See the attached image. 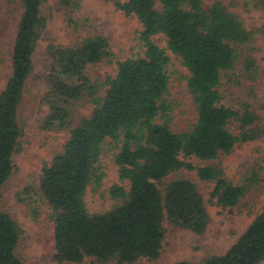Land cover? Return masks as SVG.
<instances>
[{
    "label": "trees",
    "instance_id": "16d2710c",
    "mask_svg": "<svg viewBox=\"0 0 264 264\" xmlns=\"http://www.w3.org/2000/svg\"><path fill=\"white\" fill-rule=\"evenodd\" d=\"M21 13L11 54L12 73L0 92V190L13 173L12 157L21 149L23 130L19 110L26 80L33 70L32 54L47 23L45 0H17ZM141 25L137 40L141 52L115 58L104 35L85 32L86 19L76 16L81 0H58L67 10L66 27L72 41L50 45L48 107L45 129H61L67 139L60 151L44 162L38 191L48 206L53 226L54 259L81 263L134 264L157 260L166 237V224L203 233L209 217L203 198L189 179L166 178L180 169L193 170L213 184L210 202L222 208L240 202L261 178L257 171L240 183L229 180L217 161L242 144L264 136L262 118L248 101L227 104L222 77L240 83L235 73L253 72L250 55L253 33L219 0H102ZM86 34H83L84 32ZM187 69L186 87L196 113L187 129L171 128L169 56L154 36ZM106 62L114 73L102 79L88 75V67ZM252 70V71H251ZM85 99L89 115L70 119V105ZM119 179L128 182L109 190L112 205L104 211L88 209V188L97 189L102 174L99 161L106 149ZM192 157L207 161L193 166ZM23 229L0 209V264H24L17 253ZM264 260V206L237 240L221 254L198 262L171 264H258Z\"/></svg>",
    "mask_w": 264,
    "mask_h": 264
},
{
    "label": "rangeland",
    "instance_id": "374dc122",
    "mask_svg": "<svg viewBox=\"0 0 264 264\" xmlns=\"http://www.w3.org/2000/svg\"><path fill=\"white\" fill-rule=\"evenodd\" d=\"M213 1L203 0L205 5ZM219 1L229 12L239 17L254 37L250 55L255 60V68L253 72L242 73L239 71L242 67H237L235 73L240 78L239 84L232 83L227 76L222 77L225 101L234 107L240 101L250 102L261 116L264 126V0ZM43 10L47 23L32 54L33 70L26 80L19 110V123L23 130L21 149L13 155V173L0 190V209L9 212L23 229L17 253L24 264H113L98 263L91 258L81 263H59L53 257V226L47 219L48 206L38 191V175L43 163L49 162L53 154L61 150L67 132L43 127L44 118L48 114L43 97L48 89L47 76L51 65L48 47L68 45L72 36L66 27L68 12L58 4V0H45ZM20 13L17 0H0V92L12 73L11 54ZM76 16L86 19L85 32L99 33L107 38L115 58L125 59L141 52L137 40L141 25L135 17L124 15L102 0H81ZM154 40L166 49L169 56V98L174 105L171 128L175 131L185 130L196 118L194 103L186 87L188 71L180 59L166 48L162 36H154ZM114 68V64L102 62L91 65L87 71L93 79H102L106 73L113 74ZM91 109L92 105L85 99L73 102L70 105V119L76 121L80 116H87ZM114 150L106 149L100 158V185L97 189H87L85 200L92 212L104 211L112 205L108 193L112 185L128 186L126 180L119 179L118 168L112 159ZM188 161L195 167L210 163L195 157ZM217 161L222 164L226 177L233 183L242 182L253 171H257L261 181L253 185L238 204L222 208L210 202L209 192L213 184L200 180L195 171L180 169L170 174L167 181L184 177L196 185L209 217L206 229L198 234L187 228L166 224V237L160 257L154 261L142 258L134 264H171L182 260L198 262L208 254L223 253L237 240L264 206V136L242 144L230 154L221 155ZM258 264H264V260Z\"/></svg>",
    "mask_w": 264,
    "mask_h": 264
}]
</instances>
